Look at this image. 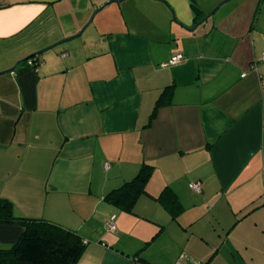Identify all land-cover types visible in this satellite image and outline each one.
<instances>
[{
  "label": "crops",
  "instance_id": "crops-1",
  "mask_svg": "<svg viewBox=\"0 0 264 264\" xmlns=\"http://www.w3.org/2000/svg\"><path fill=\"white\" fill-rule=\"evenodd\" d=\"M110 1L0 0V200L75 264H264V0ZM142 165L131 214L104 201Z\"/></svg>",
  "mask_w": 264,
  "mask_h": 264
},
{
  "label": "trees",
  "instance_id": "trees-1",
  "mask_svg": "<svg viewBox=\"0 0 264 264\" xmlns=\"http://www.w3.org/2000/svg\"><path fill=\"white\" fill-rule=\"evenodd\" d=\"M151 173L150 166L142 165L131 180L108 192L104 201L131 214L137 199L146 194ZM155 200L165 207L172 219L182 210L176 196L167 188ZM0 224H16L23 228L15 244L0 249V264H75L85 247L75 231L45 220L12 216L11 204L6 200H0Z\"/></svg>",
  "mask_w": 264,
  "mask_h": 264
},
{
  "label": "built area",
  "instance_id": "built-area-1",
  "mask_svg": "<svg viewBox=\"0 0 264 264\" xmlns=\"http://www.w3.org/2000/svg\"><path fill=\"white\" fill-rule=\"evenodd\" d=\"M181 59H182L181 55H179V54L175 55L168 62L163 63L161 66L162 67H167V66L175 65V64L179 63L181 61ZM261 60H262V62H264V54L261 56ZM26 64L28 66H36L37 62L34 61V59H29V60L26 61ZM188 187H189L190 190H192L193 192H195L197 194L200 193V191H201V185H200L199 182L191 183V184L188 185ZM107 229L109 231H113L114 227H113L112 224H110V225L107 226ZM175 264H195V263L193 261H191V260H187L185 255L181 254V255H179V257H178V259H177Z\"/></svg>",
  "mask_w": 264,
  "mask_h": 264
},
{
  "label": "water",
  "instance_id": "water-1",
  "mask_svg": "<svg viewBox=\"0 0 264 264\" xmlns=\"http://www.w3.org/2000/svg\"><path fill=\"white\" fill-rule=\"evenodd\" d=\"M113 1H115V0H111L110 2H108V3H111V2H113Z\"/></svg>",
  "mask_w": 264,
  "mask_h": 264
}]
</instances>
